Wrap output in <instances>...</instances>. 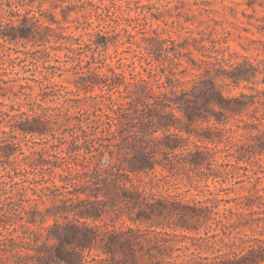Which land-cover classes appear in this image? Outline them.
Here are the masks:
<instances>
[{
	"label": "trees",
	"instance_id": "trees-1",
	"mask_svg": "<svg viewBox=\"0 0 264 264\" xmlns=\"http://www.w3.org/2000/svg\"><path fill=\"white\" fill-rule=\"evenodd\" d=\"M21 1L0 0V37L43 38L38 18L28 15L32 9L14 23L19 12L13 7ZM206 39L195 40L198 60L173 41L164 47L157 39L146 40L145 78L130 74L127 79L111 67L99 72L100 66H90L96 61L92 57L74 81L84 94L99 87L100 93L88 96L90 111L73 110L85 96L69 97L64 86L39 81V100L51 94V101L57 96L60 102L49 107L31 101L40 112L14 115L9 131H1L8 136L0 137V161L22 155L25 167H13L9 180H0V264H264V194L219 197L240 160L250 164L264 153V99L225 92L217 79L237 86L254 72L247 62L224 69L223 59L211 54L215 41L208 39V47ZM182 57L192 70L202 69L185 87L177 75L187 66L173 70ZM6 92L0 86L2 97ZM250 106L253 121L243 128L258 133L237 144L229 135L232 124L226 127L228 118ZM22 138L30 148L48 144L53 152L43 145L25 154ZM228 156L235 162L225 161ZM56 167L62 172L55 173ZM55 175L62 183L46 184ZM208 180L220 189L208 190L205 200L156 190L179 183L186 191L202 192ZM46 201L51 204L40 208ZM229 202L233 205L226 206Z\"/></svg>",
	"mask_w": 264,
	"mask_h": 264
},
{
	"label": "rangeland",
	"instance_id": "rangeland-1",
	"mask_svg": "<svg viewBox=\"0 0 264 264\" xmlns=\"http://www.w3.org/2000/svg\"><path fill=\"white\" fill-rule=\"evenodd\" d=\"M13 9L19 12L17 16L12 17L14 23H18L26 10L32 9L28 15L34 12L38 18L43 38L11 42L0 37V86L8 91L4 97L0 94V137L8 136L1 131H9V121H13L14 115L18 116L23 112L28 115L39 113L36 102L49 107L60 102L61 99L57 96L51 101V94L40 101L37 96L41 87L39 81L42 86H64L62 92L68 91L69 97H74L73 93L85 96L75 103L77 107L73 110L79 108L90 111L93 102L88 96L100 93L99 87L94 86L89 93L84 94L82 90L76 91L74 81L78 74L86 70L85 66L89 65L86 63L92 60V57L96 61L90 66H100L95 68L99 72H107L111 67L117 72H122L127 79H130V74L145 78V46L146 40L150 38L162 41L164 47L172 46L173 41V45L181 51L190 50L195 60L201 57L194 48V45L198 44L195 40L207 38L204 43L208 47H211L208 39L214 40L215 52L211 54L223 59L224 69L229 70L230 65L247 62L250 64L249 71L254 72L249 81H240L237 86L226 85L228 80L217 79L225 92L230 95L240 92L256 94L264 99V0H22L21 5L16 4ZM95 41H106L107 45H99L96 48ZM171 53L169 51L168 54ZM180 61L182 65L173 70L179 73L187 66L188 71L179 73L177 77L180 86H189L194 74L202 73V69L192 70L187 65L186 57H182ZM156 64L157 62H152L153 66ZM22 85L25 87L21 88ZM31 101L36 102L31 104ZM251 109L252 106L247 111L228 118L226 127L232 124L233 132L229 135L237 144L248 140L249 134L258 133H250L243 128L246 123L253 121L250 117ZM35 140L40 141L37 136ZM2 144L0 142V145ZM30 145V141L21 139L20 146L25 154L45 144L36 143L33 148H30ZM223 146L222 141L217 147ZM45 147L49 152H53L48 144ZM61 147H65V144ZM21 156H11L10 163L0 161L1 181L9 180L8 174H13V167H16V170L25 167L20 161ZM226 160L235 162L233 156H228ZM253 161L250 164L239 161L241 167L234 169V176L221 184V188L225 189L219 192V197L239 198L251 195L256 190L264 194V153L256 154ZM244 166L247 167L246 170L243 169ZM54 172L62 170L56 167ZM257 176L260 178L256 183ZM14 180H19V176H14ZM52 182L56 185L62 183L58 175L51 176L46 184L51 185ZM207 184L202 192L195 189L186 191L187 187L179 183L156 190L164 195L185 200H205L209 196L208 190L220 189L217 181L208 180ZM222 203L219 208H222ZM50 204L46 201L39 207ZM230 205H233V202L226 204ZM105 220L109 223L107 218ZM121 222L122 219L117 221L115 226H120ZM244 231L250 233L249 230ZM16 233L18 232L14 234Z\"/></svg>",
	"mask_w": 264,
	"mask_h": 264
}]
</instances>
